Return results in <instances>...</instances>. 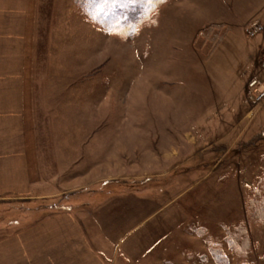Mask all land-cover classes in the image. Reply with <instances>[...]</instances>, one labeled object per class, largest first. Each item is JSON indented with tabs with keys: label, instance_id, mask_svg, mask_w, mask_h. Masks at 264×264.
Masks as SVG:
<instances>
[{
	"label": "rangeland",
	"instance_id": "rangeland-1",
	"mask_svg": "<svg viewBox=\"0 0 264 264\" xmlns=\"http://www.w3.org/2000/svg\"><path fill=\"white\" fill-rule=\"evenodd\" d=\"M160 1L154 24L116 36L125 17L110 7L106 29L71 0L67 143L74 157L60 179L72 178V188L58 183L51 198L33 197L29 188L24 197L0 199V238L56 213L72 217L74 241L95 254L109 257L104 239L120 238L118 264H264V224L246 218L264 156V100L246 96L247 81L264 77V33L246 29L264 27V0ZM136 13L150 21L147 9ZM52 115L53 130L62 123ZM33 122L27 143L41 148L53 140L55 148L61 136L42 133L39 116ZM51 144L42 147L45 165L28 166V174L53 173ZM235 237L249 242L244 258L231 247Z\"/></svg>",
	"mask_w": 264,
	"mask_h": 264
},
{
	"label": "crops",
	"instance_id": "crops-1",
	"mask_svg": "<svg viewBox=\"0 0 264 264\" xmlns=\"http://www.w3.org/2000/svg\"><path fill=\"white\" fill-rule=\"evenodd\" d=\"M71 18V0H0V199L14 196L12 192L24 197L29 188L37 192L33 197L51 198L61 187L58 183L72 188V178L60 179L71 172L74 157L72 143H67L73 133L68 126L72 77L66 57L72 54ZM51 70H60L57 78ZM51 114L62 123L53 130L47 122ZM38 116L44 120L42 133L61 136L54 139L55 148L53 140L48 143L50 150L61 153L54 157L52 174L26 171L28 166L45 165L40 155L48 144L40 148L26 141L34 134ZM234 129L235 124L225 127L216 140L222 142ZM51 214L35 226L0 238V264H118L120 238L102 240L112 252L106 258L87 243L74 241L71 216Z\"/></svg>",
	"mask_w": 264,
	"mask_h": 264
},
{
	"label": "trees",
	"instance_id": "trees-1",
	"mask_svg": "<svg viewBox=\"0 0 264 264\" xmlns=\"http://www.w3.org/2000/svg\"><path fill=\"white\" fill-rule=\"evenodd\" d=\"M111 2L114 0H110ZM118 1L122 6H119L120 4L117 3V6H114V3H106L103 7V10L101 11L99 7V0H77L78 7L86 12H91L93 14V18H97V22L102 24L103 26H106V29H109V23L110 18L109 13L107 10L111 7L109 11H113L115 15H120L122 17H125L124 19H117L118 26L116 32H113L114 35L119 36L118 32H126L125 35H131L135 31L139 29V27L147 23L148 25L155 23L156 18V8L158 7L157 2L158 0H115ZM114 1V2H115ZM172 0H161L160 4H165ZM133 2V4H131ZM153 2L152 4H150ZM126 7L127 10H122L120 14V9L123 7ZM131 6H133L132 9H129ZM115 7V8H114ZM143 9H147L150 15L148 16V19L150 20L147 22V18L141 20V18L134 17V14L139 10L137 13L140 14ZM136 10V11H135ZM136 13V14H137ZM105 14V15H104ZM140 17V16H139ZM151 17V19H150ZM138 19V20H137ZM131 23V24H128ZM114 24V23H113ZM128 24V25H126ZM114 26V25H112ZM261 166H262V172L260 176L255 180L252 187L250 188L249 196L246 202V218L247 222L249 224H264V156L261 157ZM237 233H240L243 231V229H240V226L235 227ZM242 233V232H241ZM243 235V233H242ZM236 241V242H234ZM233 242H230L232 249H235L237 253H239L243 258L245 257L246 252L248 253L250 246L249 242H240L237 237H235ZM216 253V252H215ZM214 253V254H215Z\"/></svg>",
	"mask_w": 264,
	"mask_h": 264
},
{
	"label": "built area",
	"instance_id": "built-area-1",
	"mask_svg": "<svg viewBox=\"0 0 264 264\" xmlns=\"http://www.w3.org/2000/svg\"><path fill=\"white\" fill-rule=\"evenodd\" d=\"M264 33V27L260 24L246 29V34L255 36L258 33ZM259 68L264 74V51L260 53ZM246 96L251 102H262L264 100V77H251L246 83Z\"/></svg>",
	"mask_w": 264,
	"mask_h": 264
},
{
	"label": "snow or ice",
	"instance_id": "snow-or-ice-1",
	"mask_svg": "<svg viewBox=\"0 0 264 264\" xmlns=\"http://www.w3.org/2000/svg\"><path fill=\"white\" fill-rule=\"evenodd\" d=\"M149 2H150V0H149ZM106 3H108V0H99V8L101 11L103 10V7Z\"/></svg>",
	"mask_w": 264,
	"mask_h": 264
}]
</instances>
